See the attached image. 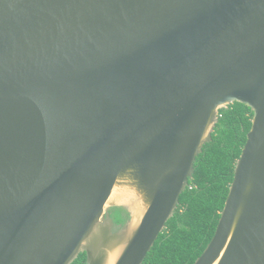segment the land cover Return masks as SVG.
<instances>
[{
    "label": "water",
    "instance_id": "water-1",
    "mask_svg": "<svg viewBox=\"0 0 264 264\" xmlns=\"http://www.w3.org/2000/svg\"><path fill=\"white\" fill-rule=\"evenodd\" d=\"M236 101L252 127L194 264H264V0H0V264H143Z\"/></svg>",
    "mask_w": 264,
    "mask_h": 264
},
{
    "label": "trees",
    "instance_id": "trees-1",
    "mask_svg": "<svg viewBox=\"0 0 264 264\" xmlns=\"http://www.w3.org/2000/svg\"><path fill=\"white\" fill-rule=\"evenodd\" d=\"M253 114L251 107L237 101L220 109L211 140L196 157L193 177L143 264H194L203 253L216 231ZM110 213L114 229L129 217L122 207H112ZM71 264H87L86 252Z\"/></svg>",
    "mask_w": 264,
    "mask_h": 264
},
{
    "label": "rangeland",
    "instance_id": "rangeland-1",
    "mask_svg": "<svg viewBox=\"0 0 264 264\" xmlns=\"http://www.w3.org/2000/svg\"><path fill=\"white\" fill-rule=\"evenodd\" d=\"M111 209V208H110Z\"/></svg>",
    "mask_w": 264,
    "mask_h": 264
}]
</instances>
